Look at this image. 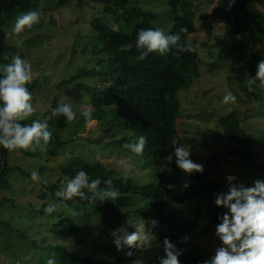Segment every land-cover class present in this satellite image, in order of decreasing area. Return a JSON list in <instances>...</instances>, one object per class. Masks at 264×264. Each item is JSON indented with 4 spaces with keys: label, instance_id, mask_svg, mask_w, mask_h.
I'll return each mask as SVG.
<instances>
[{
    "label": "trees",
    "instance_id": "1",
    "mask_svg": "<svg viewBox=\"0 0 264 264\" xmlns=\"http://www.w3.org/2000/svg\"><path fill=\"white\" fill-rule=\"evenodd\" d=\"M111 1L113 5H103L102 15L95 16L91 21V29L87 33L83 32L86 44L80 52L84 65L79 66L68 79L58 83L57 87L64 86L68 93L79 92L76 100L71 102L73 110L78 114L85 110L91 111L92 120L99 119L107 124L104 133H109L111 137L110 141L102 144L112 149L119 148L123 154L134 155L141 162L142 169L150 167L155 171V180L141 184L116 169H109L104 162L97 159L78 155L67 158L64 164L60 165L66 180L84 170L91 178H99L102 181L99 186L101 189L107 187L106 181L111 180L112 187L120 193L119 198L115 201H97L95 204H89L78 197L64 201L56 196L61 187L60 183L38 181L41 187L33 189L32 193L40 200L39 205L29 203L27 208L18 206L20 215H25L31 220L29 230L35 231L32 243L26 244V247L32 250L30 261L33 262L30 264H47L52 254H55L57 264H130L131 260L138 259L142 247H124L117 250L112 242V232L121 228L119 224L126 221L132 212L125 207L133 203L134 197L145 201L140 209L134 210L137 215L146 220L155 219L158 224L166 225L170 229L161 230L151 244L163 245L162 242L167 237L183 251L179 257L180 264H202L205 257L200 246L186 244L184 238L174 231L176 224L164 209L168 202L192 206L195 208L196 218L200 217L205 209L207 223L202 229L206 232L215 229L219 223L218 215L225 211L214 203L216 195L223 192L217 181L208 180L202 174L182 175L176 163L168 158L172 141L177 140L172 119L181 108L179 91L190 88L199 77V55L193 50L175 56L173 53L177 50L172 49L164 56L152 53L143 61L137 60L136 57L140 54L136 48L138 31L141 28L157 27L153 25L150 16L143 18L134 15L135 8L131 4L136 0ZM228 2L229 0H217L211 14L225 24V35L219 46L223 57L232 62L233 74L230 79L246 91L245 82L256 74V64L263 59L254 49L264 42V12L253 0H235L231 10H228ZM36 3L37 0H0V53L9 52L0 54V65L10 63L12 55L16 53L15 49L7 44L9 32L6 28L12 27L16 17L30 11ZM168 4L174 11L180 9L174 16L168 33H178L182 26L186 27L188 31L181 33L180 43L188 47V35L197 30L194 3L190 0H168ZM110 18H114V21L111 22ZM73 52L76 53L77 48L74 47ZM4 54L8 59H3ZM26 87L32 91L34 82H30ZM59 100L60 98L55 96L51 109L41 114L36 112L20 121L23 125L34 119L47 118L53 138L46 150H41L38 146V152L49 157L59 156L63 148H68L73 141L72 138L63 137L64 132L69 130L71 121H67L64 116L51 115L52 109L60 104ZM66 103H70L69 99ZM81 105L83 107H80ZM218 121L223 137L235 141L236 145L231 147V151L246 148L243 157L249 158L254 148L251 146L248 132L242 125L240 112L232 111L221 116ZM77 123L84 126L88 122L83 115H78ZM115 128L128 133L112 137ZM140 136H145L148 141L142 155L134 154L123 147L125 143L135 142ZM105 146L99 148L106 149ZM8 150L11 149L1 146L0 192L12 188L13 185L7 178L11 174H17L16 167L8 161ZM26 153L31 156L36 154L30 151ZM87 155L91 156L92 153ZM208 168H204L203 172ZM262 170L264 171V166ZM19 173L31 177V173L23 170ZM185 181L190 183L188 188L183 187ZM170 184L174 187L169 188ZM84 191L87 194V190ZM6 203L17 206L13 198L0 199V233L5 228L15 230L12 220L4 217ZM49 205H55V211L51 214L44 211ZM72 210H75L77 215H72ZM88 213L92 214L93 219L88 220L85 217ZM18 232L24 236L22 229H18ZM88 232H93L94 237L102 241V255L83 256L74 251L68 243L70 238L75 239L77 235ZM5 248V244H0L1 251H5ZM130 250L133 251L132 257L126 255ZM34 251H40L37 260L34 258Z\"/></svg>",
    "mask_w": 264,
    "mask_h": 264
},
{
    "label": "rangeland",
    "instance_id": "2",
    "mask_svg": "<svg viewBox=\"0 0 264 264\" xmlns=\"http://www.w3.org/2000/svg\"><path fill=\"white\" fill-rule=\"evenodd\" d=\"M190 1L194 3L196 11L197 30L188 35L186 43L199 55L200 75L190 88L179 91L181 108L172 119L177 140L190 147V159L193 162L203 164L204 168L209 167L205 172L195 174H202L208 180L217 181L223 192L227 191L225 177L228 175L235 176L237 183L243 182L245 186L250 187L256 179L264 180L262 170L264 166V83L258 80L253 85L255 91L249 92L246 82L247 90L245 91L230 79V75L233 74L232 62L223 57L219 46L225 35V24L211 14L217 0ZM253 1L264 12V0ZM103 5L112 6L113 2L111 0H37L36 5L30 10L42 12L39 22L31 27L25 26L20 33L9 35L7 44L15 49V54H20L31 63V82H34L31 92L35 109L31 116L36 112L41 114L51 109L55 96L60 98L59 103H66L67 99L71 103L77 98L79 92L68 93L64 86L62 89L57 87V84L68 79L79 66L84 65V58L80 52L86 44L83 32L87 33L91 29V21L95 16L102 15ZM131 6L135 8L136 17L150 16L153 25L162 28L166 33L170 31L173 18L180 10L179 8L176 11L171 9L168 0H136ZM110 21H114V18H110ZM15 22L12 27L6 28L9 34ZM74 47L77 48L76 53L73 52ZM254 50L264 59V42ZM2 53L9 54L7 51L0 54ZM229 92L237 97L236 103L231 101L223 103V97ZM232 111L240 112L243 119L242 125L251 138L254 151L249 158L243 157V151L245 149L246 152V148L232 152L231 147L236 145L235 141L223 137L218 120ZM44 120L47 118L41 119V121ZM93 121L94 123L88 122L84 126L77 123V119L71 121L70 128L64 132L63 137L72 138L73 141L68 148H63L59 156L49 157L47 154H41L38 152V145L35 144L32 146L35 151L31 148L8 150V161L16 167L17 174L8 176V182L13 186L10 190L1 191L0 199L13 198L17 206L6 203V209L3 212L7 220H12L15 230L5 228L0 233V244L6 246L5 251L0 250V264L33 262L26 259L32 251L26 247V244L32 243L35 231L29 230L28 225L31 220H28L25 215H20L18 206L27 208L29 203L38 206L40 200L36 194L32 193V190L39 189L41 185L38 181H33L28 174L19 173L21 170L26 173L36 171L46 181L62 184L67 178L60 169V165H63L67 158L78 155L102 161L109 169H116L119 173L133 177L141 184L155 180V171L150 167L142 169L141 162L134 155L123 154L118 150L119 148L112 149L102 144L110 141L111 135L104 133L107 124L99 119ZM124 133L128 132L115 128L112 137L122 136ZM105 134L107 136L103 137ZM100 146H105L106 149H100ZM29 151L36 154L31 156L26 153ZM89 152L92 153L91 156L87 155ZM168 158L175 162L173 145L170 147ZM179 171L182 175H187L183 170L179 169ZM144 203V200L134 197L133 203L125 207L132 211L129 218L119 226L127 228V231L131 233L135 231L133 225L142 223L146 230H151L153 236L150 243L142 247V253L138 259L143 260L145 264H158L157 257L164 256L163 245L151 244V242L161 230L170 229L161 224L153 227L151 220L137 215L134 210L140 209ZM164 209L168 217H172L171 220L176 224L174 231L183 238L188 237L186 241L188 246L198 244L205 259L214 255L215 248L220 246V240L215 236V229L207 232L202 229L207 223L205 209L198 218L195 217L196 211L192 206L168 202ZM85 217L88 220L93 219L90 213ZM131 225L132 228H130ZM18 229H22L24 236L20 235ZM101 242L94 237L93 232L79 234L77 238H70L68 241L73 250L83 256L102 255ZM39 252L34 251L36 260Z\"/></svg>",
    "mask_w": 264,
    "mask_h": 264
},
{
    "label": "clouds",
    "instance_id": "3",
    "mask_svg": "<svg viewBox=\"0 0 264 264\" xmlns=\"http://www.w3.org/2000/svg\"><path fill=\"white\" fill-rule=\"evenodd\" d=\"M235 0H229L228 10H231ZM42 12L30 10L16 17V22L11 30L12 34L20 33L25 26L31 27L39 22ZM186 27H181L178 33L169 34L162 28H141L137 33L136 48L139 51L137 60L143 61L150 54L157 53L161 56L167 55L172 49L178 56L183 52L193 51L181 42V33L187 32ZM3 59H8L6 54ZM260 81L264 83V59L256 64L255 77H249L246 81L249 92H254L253 85ZM32 81V67L27 58H22L20 54L12 55L11 62L0 65V146L4 149H28L33 148V144L38 145L41 150H46L47 145L53 138L49 130L47 120L34 119L28 124H21L24 118L30 117L35 111L33 107V93L26 87ZM236 103L237 97L229 92L223 97V103ZM52 117L64 116L67 121H73L78 115H83L86 122H93L92 112L85 110L77 113L73 110L71 103L61 102L52 109ZM148 141L145 136L138 137L135 142L125 143L123 147L132 153L142 155ZM173 152L177 167L186 174L203 173L204 165L193 162L190 159V147L173 140ZM33 181L47 183L39 176L38 172L31 173ZM227 181V191L216 195L214 203L217 207H222L225 211L218 215L219 223L215 226V236L220 240V246L215 248V253L210 258L202 261V264H264V180L256 179L253 185L248 187L243 182L237 183V178L233 175L225 177ZM102 181L91 178L84 170L78 171L71 179L61 184L56 192V196L64 201L80 198L89 204L97 201L111 200L119 198V191L112 187V181H106L107 187L101 189ZM190 183L185 181L183 187L188 188ZM169 188L174 185H168ZM84 190H87V194ZM89 193L91 195H89ZM51 214L55 211V205H49L44 209ZM72 215H77L72 210ZM158 221L153 219V227L158 225ZM134 232L129 233L127 228L121 227L112 232L113 243L117 250L124 247L129 249H140L150 243L152 232L146 230L145 225L137 223L133 225ZM187 236L184 237L186 242ZM164 256H158V264H180L179 257L183 254L178 249L175 242L165 238L163 240ZM128 257L133 256V251L126 253ZM26 259H31V255ZM47 264H57L55 254L47 260ZM130 264H145L143 260L134 259Z\"/></svg>",
    "mask_w": 264,
    "mask_h": 264
},
{
    "label": "water",
    "instance_id": "4",
    "mask_svg": "<svg viewBox=\"0 0 264 264\" xmlns=\"http://www.w3.org/2000/svg\"><path fill=\"white\" fill-rule=\"evenodd\" d=\"M4 160H5V156H4Z\"/></svg>",
    "mask_w": 264,
    "mask_h": 264
}]
</instances>
